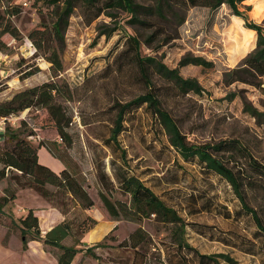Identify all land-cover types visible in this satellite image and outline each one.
<instances>
[{
  "label": "rangeland",
  "instance_id": "rangeland-1",
  "mask_svg": "<svg viewBox=\"0 0 264 264\" xmlns=\"http://www.w3.org/2000/svg\"><path fill=\"white\" fill-rule=\"evenodd\" d=\"M137 1L144 5L150 3L149 0ZM5 5L21 10L12 21L20 30L22 39L16 40L10 34L2 38L8 48L0 50V102L10 99L18 91L54 79L70 85L74 100L63 102L73 117L67 128L72 140L71 148L60 138L54 121L44 108H31L16 116L1 118L0 147L4 146L2 134L7 123L21 129L22 121H25L26 131L35 133L30 140L36 146L40 141L50 145L56 143L54 150L72 171L84 179L95 201V213L100 217L111 218L99 196L101 185L94 162L105 163L111 175L112 155L104 143L113 128L114 113L110 106L115 98L125 102L144 92V86L135 80L134 69L127 65L119 72L115 63L117 55L126 49L128 35L140 39L143 55L156 57L170 68L179 67L185 57H203L211 62L208 67L195 64L180 67L184 78L198 81L200 93L178 92L176 88L165 87L169 84L158 78L157 86L165 87L163 106L173 115L190 141L206 143L240 139L253 156L264 164V124L246 109V106H250L264 112V78L243 71L244 59L256 48L258 36L256 31L246 27L244 18L236 15L229 4H222L216 9L191 7L182 25L175 20L169 26H163L169 42L157 39L151 44L147 43V39L153 31L131 24V16L123 10L114 11V17L103 14L92 24H87L81 11L76 9L65 34L61 52L64 68L58 77H53L48 61L32 57L35 47L28 37L34 29L51 24L55 14L53 6L46 0H5ZM64 7L65 4L61 3L57 10L65 12L67 7ZM239 9L250 21L264 29V0H246ZM110 28H116L110 36L101 34V31ZM32 65L40 70L29 78H23L22 73ZM237 77L240 80L231 82L232 78ZM124 125L119 141L127 151L131 171L177 207L187 222L199 224L197 227H187V239L192 246L206 254L229 253L238 264H264L262 255L246 253L223 240L224 237L234 238L235 233L246 239H254L257 230L248 217L237 214L241 205L225 179L203 172L197 163L184 161L170 145L169 137L157 117L145 106L128 115ZM24 129L25 126L22 127ZM38 152L41 163L55 170L65 166L45 146L40 147ZM12 176L10 174V177L0 180V196L4 195L10 184L15 187ZM21 189L17 187V198ZM115 197L127 200L121 194ZM57 199L54 203L47 200L45 204L59 208ZM16 200L0 214V225L6 228L4 235L0 231V243L3 245L0 244V260L5 264L15 259L18 251L24 253L19 218L12 212ZM27 202L23 198L19 201L22 205ZM31 202L41 203L34 199ZM251 204L264 215V208L260 209L264 207L260 196H253ZM66 212L68 221L75 225L86 216H91L70 202ZM227 213L233 217L227 218ZM139 227L150 235L148 244L142 249L148 257V264H166L165 247L172 239L170 228L154 220L137 223L124 219L118 222L117 229L108 239L101 241L106 246L94 247L99 260L86 252V244L79 246L82 251L76 258L77 262L82 259L81 264H131L134 250L120 248L118 244ZM78 236L81 237L80 234ZM3 241L9 246H5ZM64 244L72 245L74 239L69 237ZM44 245L49 257L56 259L60 250ZM11 252H15L14 255Z\"/></svg>",
  "mask_w": 264,
  "mask_h": 264
},
{
  "label": "trees",
  "instance_id": "trees-1",
  "mask_svg": "<svg viewBox=\"0 0 264 264\" xmlns=\"http://www.w3.org/2000/svg\"><path fill=\"white\" fill-rule=\"evenodd\" d=\"M46 1L50 6H53L55 13L53 21L49 25H42L34 29L28 37L35 47L32 57L44 58L48 61L51 64L50 70L53 77H58L64 68L61 52L64 49L65 34L70 25V17L76 9L81 11L87 24H92L103 14L114 17V11L123 10L131 16V24L153 31L147 39V43L151 44L157 39H163L164 43L169 42L170 39L163 26H169L175 20L178 25H182L186 12L191 7L203 6L216 9L227 3L236 15L244 18L246 27L256 31L258 36L256 48L244 59L243 71L249 72V74L256 73L264 78V29L250 21L240 11V4L246 0H149L148 5L141 4L137 0ZM61 3L67 7L65 12L57 10ZM20 13L21 10L18 7L6 6L5 0H0V50L4 51L8 48L7 43L2 39L5 35L10 34L16 40L22 39L20 30L12 21V18ZM115 30L116 28L106 29L101 31V34L110 36ZM125 45L126 49L117 55L115 63L119 72H122L127 65L134 69L135 80L144 86V92L125 102L115 98L110 106L114 113L113 128L110 131V137L105 139L104 143L112 155L111 175L107 172L105 163L94 161L101 185L99 196L111 219L118 222L124 219L137 223L154 220L158 224L170 228L172 239L165 247L166 264H238V261L229 253L206 254L192 246L187 239V227H197L199 224L187 222L177 207L157 194L131 171L127 151L121 145L119 136L125 129L124 122L127 121V116L145 106L157 117L169 137L170 145L184 161L197 163L203 172L217 175L230 184L241 205L237 214L241 217H248L257 228L254 239H246L235 233V239L224 237L223 240L246 253L264 257V215L260 214L258 209L251 204L253 196H260L264 204V164L253 156L240 139H225L206 143L190 141L173 115L163 106L162 95L165 87L176 88L178 92L184 94L200 93L201 91L196 79L184 78L181 75L180 67L189 64L208 67L212 63L203 57H185L180 61L179 67L170 68L156 57L143 55L141 41L137 36L128 35ZM34 66L32 65L22 73V77L29 78L36 74L40 69L38 66ZM158 78L166 81L169 86H157ZM237 80L240 78H232L231 82ZM73 100L74 91L68 83L55 79L46 81L18 91L10 99L0 102V119L19 115L31 108H44L54 121L60 138L65 141L67 147L71 148L72 140L67 128L72 123L73 117L63 102ZM246 109L258 122L264 124V112L250 106H246ZM26 125L27 123L22 121V127L25 126V129L22 130V127L17 129L7 123L2 134L4 146L0 147V180L10 177L11 174L15 187L10 184L4 191V195L0 196V214L4 213L7 205L16 200L17 187L33 189L51 203L56 202L57 198L60 199H57L58 209L65 217L69 202L84 211L93 209L95 201L88 192L84 179L72 171L62 156L54 150L53 146L56 143L50 145L45 141H40L36 146L30 140V137L35 133L34 131L27 132ZM42 146H45L65 164V168L59 173L40 162L38 150ZM117 194L126 196L127 200L115 197ZM262 208L264 207L260 209ZM226 217L232 218L233 215L227 213ZM18 224L24 251L28 250L30 241L43 242L60 250V253L56 255L58 264H72L82 251L79 246L83 245L84 235L95 228L98 221L92 216H86L75 225L66 218L43 235L39 217L34 209H29L25 216L18 219ZM116 229L117 225L106 235L105 239H108ZM79 234L81 237L78 236ZM69 237L74 239V244H64V241ZM149 239V233L139 227L130 233L128 238L119 242L118 247L134 250L131 264H148V257L142 249L148 244ZM3 244L9 246L7 242L3 241ZM96 246H106V244L101 242L87 247L86 252L99 260V256L94 251Z\"/></svg>",
  "mask_w": 264,
  "mask_h": 264
},
{
  "label": "crops",
  "instance_id": "crops-1",
  "mask_svg": "<svg viewBox=\"0 0 264 264\" xmlns=\"http://www.w3.org/2000/svg\"><path fill=\"white\" fill-rule=\"evenodd\" d=\"M49 167L52 168L51 166ZM64 168L65 166H63L60 170H55L53 168L52 169L59 173ZM22 198L28 200L25 205L19 203ZM33 199L38 200L41 203L34 204L31 202L33 201ZM45 203H48L47 200L41 197L36 191L27 188L21 189L18 193V198L15 202L12 212L14 216H16L17 218H21L28 213L29 209H34L36 215L39 217L41 230L44 235L54 226L63 222L66 219L65 215L58 208H55L51 205H47ZM85 212L93 216V218L98 221V224L95 226V228L87 232L82 240L83 245L88 244L87 247H91L95 243L101 242L106 237V235H108L115 228V226L118 224V221H114L111 218L105 219L104 215H101L100 217L97 213H95L94 208L86 210ZM0 231L2 232V235H4L6 233V228L0 225ZM1 246L3 245L1 244ZM11 253H13L14 255L15 252ZM76 258L74 259L72 264H81L82 259H80L78 263ZM0 264L5 263L0 260ZM7 264H58V261L55 258L51 259L49 257V255L45 251L44 243H41L39 241H30L28 250L24 251V253L18 251L16 258Z\"/></svg>",
  "mask_w": 264,
  "mask_h": 264
},
{
  "label": "water",
  "instance_id": "water-1",
  "mask_svg": "<svg viewBox=\"0 0 264 264\" xmlns=\"http://www.w3.org/2000/svg\"><path fill=\"white\" fill-rule=\"evenodd\" d=\"M66 8V6L64 7V9Z\"/></svg>",
  "mask_w": 264,
  "mask_h": 264
}]
</instances>
